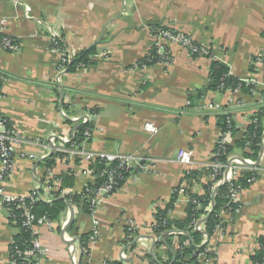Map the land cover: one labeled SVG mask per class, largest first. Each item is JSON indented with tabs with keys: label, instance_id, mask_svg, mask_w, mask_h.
<instances>
[{
	"label": "crops",
	"instance_id": "obj_1",
	"mask_svg": "<svg viewBox=\"0 0 264 264\" xmlns=\"http://www.w3.org/2000/svg\"><path fill=\"white\" fill-rule=\"evenodd\" d=\"M0 17H6L5 33L17 45L13 51H0V114L19 135L14 171L5 182L7 191L23 195L38 190L42 201L51 202L54 195L43 185L48 174L43 163L53 152L50 139L56 144L69 139L73 126L88 117L93 128L83 145L85 151L132 154L143 167H134L97 206L99 233L82 260L85 264H149L145 254H150L154 241L150 254L154 258L158 236L143 229V239L133 238L125 246L127 223L147 227L155 211L169 202L186 169H198L212 155L222 110L206 109L204 104L213 100L231 111L235 129L231 144L243 135L252 114L264 109V64L255 61L264 54V0H0ZM154 22L208 47L213 58L193 57L181 46L169 44V65L140 66L154 44L150 30ZM52 32L71 58L96 45L93 64L58 72ZM212 59L224 64L233 77L255 85L257 92L240 91L236 97L241 104L231 107L225 92L205 91L197 98L196 92L208 84ZM188 94L193 95L191 103ZM262 122L264 128V118ZM180 148L192 152L191 163L177 162ZM240 157L249 159L235 149L229 162ZM257 160L249 169L255 179L237 197L234 220L212 238H204L215 253L213 264H252L257 239L264 237V130ZM51 171L55 177L74 178L72 187L59 181L58 188L70 193L65 195L80 192L93 179L74 161L57 159ZM192 190L202 193L199 184ZM186 205L185 197L178 196L169 217L182 220ZM212 208L211 203L209 212ZM72 222L74 227L68 231ZM53 227L37 226V239L46 252L38 264H80V237L91 232L90 214L68 204ZM17 232L0 208V264H10L9 243ZM72 239L74 259L68 242ZM157 251L161 264H168L167 248Z\"/></svg>",
	"mask_w": 264,
	"mask_h": 264
},
{
	"label": "trees",
	"instance_id": "obj_2",
	"mask_svg": "<svg viewBox=\"0 0 264 264\" xmlns=\"http://www.w3.org/2000/svg\"><path fill=\"white\" fill-rule=\"evenodd\" d=\"M173 29L160 22H154L150 24V30L154 29ZM174 33H177L174 30ZM152 33V32H151ZM180 33V32H178ZM184 34V33H181ZM264 37V30L262 32ZM61 48H65L64 43L61 39L58 40ZM198 44V43H197ZM96 53V45L81 52L78 56L72 57L65 63V70L73 71L78 68L85 66L86 68L93 64V55ZM193 57H201L198 53H191ZM211 58V57H210ZM159 61V57L156 54L155 47L152 46L147 55L139 61V64L143 65H153ZM1 74H0V84H1ZM240 86V90L243 93H250V89L253 88V84L246 81H242L233 77L228 68L217 60L212 59L208 84L205 90H199L196 92V97L201 98L205 94V91H219L224 92L227 87L234 88ZM251 94V93H250ZM193 95L188 94V101L192 102ZM226 108V107H225ZM231 111L228 109H223L218 118L219 130L225 131L229 123H232V134L234 135L235 129L232 121ZM231 118V122L229 121ZM251 118H256V122L250 123L243 135L238 139L234 140L233 144L228 143L224 148H218L215 144V148L212 155L209 156L208 161L227 164L229 163V156L235 151V149H240L244 158H249L252 160L257 159V155L260 151V146L262 143L263 135V118L264 109L259 107L256 112L252 114ZM92 124L89 123H77L73 126V132L70 136V141L64 143V147H69L70 145L79 146L83 141H85V131L87 129L92 131ZM64 153L53 151L51 155L44 161L43 165L47 169H52L54 167L56 160L58 158H63ZM79 158L75 159L78 162ZM90 168H94L92 173V180L87 183L85 188L81 192L75 193L73 195L62 196L59 191L52 192L54 199L51 202H44L42 200H37L32 202L30 198H25L22 202H17L15 204L8 205V210L4 209L7 214V218L11 224L17 227L18 232L13 236L11 242L9 243V259L15 261V264H37V260L34 257H24L18 256L17 251L29 250L32 248V240L36 237L32 233L30 228L23 226L24 221V209L28 208L30 213L33 215L36 222L39 218H45L52 222H59L62 213L68 204L71 206L90 214V207L88 202V197L91 193L87 189H95L99 187L105 180V177L100 174V172L105 168L103 162L99 160L93 161ZM133 169L129 173L123 174V179L119 181V186L123 181L132 173ZM211 168L202 169H190L185 171L181 181L185 180L187 184V192L191 200L187 203L185 209V217L182 220H176L169 217V212L173 207L174 201L177 199V194L172 192L171 199L166 204L164 208H159L155 211V225L153 227V232L159 237L158 241L155 243L154 258L149 253L145 256L148 258L149 264H161L158 256V248L165 246L168 250V264H198L197 253L204 251L207 247L206 243L202 244L203 239L212 238L218 227L225 226L227 223L222 222L225 215H220V211H227L229 217H235V210L239 208L238 203L231 202L228 198V184L223 183L216 188L213 187V181L209 180V173H211ZM253 171L249 169L243 170L241 175L234 182L235 185L239 186L240 189L245 188L249 184V179L253 176ZM61 182L63 187H72L74 178L66 174L56 177ZM202 178L206 180L203 182ZM218 178V177H217ZM199 184L202 188V193L198 194L193 192L192 188L194 185ZM60 190V189H59ZM39 194V191H35ZM214 192V193H213ZM213 203V208L211 211L206 212L205 208ZM208 215L204 222V232L200 229H195L193 222L196 221L201 215ZM205 215V216H206ZM74 227V222H72L67 230L70 231ZM60 231V228H57ZM178 230L182 231V234L173 235L167 234V231ZM90 233L84 234L80 237L81 246L83 248L82 258L80 259V264H85L82 260L84 255L88 251V239ZM131 240L124 239L123 244L127 246ZM260 247L255 250L251 255L250 259L252 264H262L264 262V237H259L257 239ZM185 242H187L185 244ZM207 256L213 255V252H205ZM111 264H121V262H115Z\"/></svg>",
	"mask_w": 264,
	"mask_h": 264
},
{
	"label": "built area",
	"instance_id": "obj_3",
	"mask_svg": "<svg viewBox=\"0 0 264 264\" xmlns=\"http://www.w3.org/2000/svg\"><path fill=\"white\" fill-rule=\"evenodd\" d=\"M7 19L6 17H0V51H13L17 48V45L15 43V39L8 34L5 33V25H6ZM175 30V29H174ZM177 31V30H176ZM153 37H154V44L156 54L159 57V61L157 63H161L163 65H169L171 62V53L168 48L169 44H176L184 48L188 53H198L200 56L213 58L212 51L203 45L197 44L194 42L191 37H189L186 34L174 33L173 29H154L151 30ZM59 37L55 32L51 33L50 42H51V49L54 51L56 57H57V63H56V70L58 72H61L65 70V63L68 62V60L71 58L69 54L67 53L66 48H61L59 45ZM256 63L258 64H264V54H261L256 57L255 59ZM140 66H146L143 64H139ZM82 69H86L85 66L81 67ZM240 86H236L234 88L227 87L224 89V92L228 96V107L240 105L241 100L236 97V94L239 93ZM256 86L254 85L253 88L250 89L251 95H254L256 93ZM188 104V101H187ZM206 109H213L216 111H220L223 108L219 103H216L215 101H207L204 106ZM231 118H229V121ZM256 122V118H251L250 123ZM81 123H89L88 117H83L81 119ZM146 128L150 131H153V127L150 124H146ZM85 135V141L89 138L91 135V132L89 129H87L84 133ZM232 136V123L228 122L227 128L225 131L219 130L217 139H216V145L218 148H224L231 139ZM19 141V135L17 131L15 130L14 125L11 123L10 120L5 118L0 114V208L1 209H7L8 205L15 204L17 202H22L25 198H30L32 202H35L37 200H41L40 193H36L35 191H32L27 194L23 195H14L7 191L5 182L9 177H11L13 171H14V165H15V144ZM63 142L56 144L55 139H50V147L52 151H58L61 153H64L65 156L63 158H58V160H64V161H74L76 158H79L78 162H75L79 167H81V171L91 176L94 171V168H90L89 165L95 161L99 160L100 162H103L104 169L100 172L101 175L105 177L104 182L95 189H87L91 193V196L88 197L89 207H90V216L92 218V229L91 234L89 235L88 239V251H89V243L96 240L99 230H98V221L96 219L95 213L97 206L102 203L105 198L112 195L118 188H119V181L123 179L124 173H129L134 167L142 168L143 166L140 164V158L132 155V154H110V153H93V152H87L84 150L83 145L85 141H83L78 147L70 145L68 148L64 147V143H67L70 141L69 139L62 140ZM191 156L192 152L190 150H186L184 148H180L177 152L176 160L177 162L181 164H189L191 163ZM246 164L245 165L242 161L236 160L234 162H229L225 165L220 163H215L211 161H206L200 165L198 169L202 168H211V173H209V180L213 181V187H217L223 183L228 184V198L231 202L237 201V197L240 192L239 186L235 185L234 182L237 180V178L241 175V172L246 169H252L253 165L255 164V160L252 159H244ZM52 169H48V174L46 178L43 181V185L46 188L47 191L55 192L59 191L61 195L70 194L64 189L59 190L58 186L60 185L59 179H57L55 176L52 175ZM190 169H186V171H189ZM218 177V178H217ZM255 177H251L249 181H253ZM87 184L83 186L82 189L85 188L86 190ZM81 189V190H82ZM80 190V192H81ZM177 194L178 196H184L186 199V203H188L191 198L189 197V194L187 192V184L185 180L181 181L174 189L173 193ZM214 193V192H213ZM210 204L205 208V211H209ZM239 211V208H236L235 212L237 213ZM220 215H225L224 220L222 222H232L234 219L229 217V214L227 211H220ZM206 213L201 215L196 221L193 222L195 229H200L204 231V222H200L204 217ZM24 221L23 226L30 228L32 230V233L36 235V237L32 240V248L29 250H22L17 251L16 253L18 256H24V257H34L37 260V264L41 257L45 255V249H43L40 245V242L37 239V226L44 224L50 229H55L53 227V222L49 221L45 218H39L35 221L33 215L30 213L28 208L24 209ZM156 221L155 218L151 221V223L145 227L136 224L134 221H129L127 223L126 232H125V239L132 240L133 238H138V240L143 239L141 234V230L147 229L149 231L153 230V227L155 225ZM224 226L218 227L216 231H222ZM182 231L178 230H170L167 231V234H173L178 235L182 234ZM67 239H70L67 237ZM155 241L159 239L154 238ZM187 242H185L186 244ZM205 243V239H203L202 244ZM257 248L260 247V244L257 241ZM264 248V246H263ZM82 254H83V248ZM71 258H76L75 252L76 248L74 245H70L69 247ZM88 251H86L88 253ZM213 252L210 248L206 247L204 251L197 253V261L198 264H213L215 261V253L213 252V255L207 256L205 255V252ZM86 253V254H87ZM80 258V257H78ZM10 264H15V261L10 260ZM103 264H108L104 262ZM264 264V262L262 263Z\"/></svg>",
	"mask_w": 264,
	"mask_h": 264
},
{
	"label": "water",
	"instance_id": "obj_4",
	"mask_svg": "<svg viewBox=\"0 0 264 264\" xmlns=\"http://www.w3.org/2000/svg\"><path fill=\"white\" fill-rule=\"evenodd\" d=\"M238 160H240V161H242L245 165H248V164H246V162H245V160L243 159V158H238ZM258 160L255 162V164H254V166L255 165H257L258 164ZM213 204V203H212ZM209 215V214H208ZM208 215H206L200 222H205V219H206V217L208 216ZM71 217H72V212H71ZM63 232H64V230L61 232L62 233V235H63ZM203 233H205L204 231H203ZM69 242V245H73V242H74V240L72 239V240H69L68 241ZM137 242V239H135L133 242H132V244H134V243H136ZM153 246H154V241H153V244H152V249L150 250V254L153 256ZM80 249H81V247H80ZM125 260H127V261H129L130 262V260L129 259H125ZM131 263V262H130ZM172 264V263H171Z\"/></svg>",
	"mask_w": 264,
	"mask_h": 264
}]
</instances>
